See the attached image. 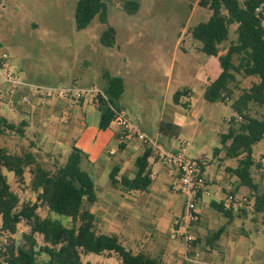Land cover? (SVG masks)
<instances>
[{"label":"rangeland","instance_id":"374dc122","mask_svg":"<svg viewBox=\"0 0 264 264\" xmlns=\"http://www.w3.org/2000/svg\"><path fill=\"white\" fill-rule=\"evenodd\" d=\"M78 1L0 0V50L10 55L11 68L19 72L22 80L54 87L103 90L105 73L124 78L125 93L118 108L124 105L131 121L144 125L147 135L158 139L164 148L186 147L189 158L202 159L213 179L218 171L224 174L225 179L219 184H226L229 180L226 168L237 166L238 160L226 156L222 136L229 132L230 126L240 128L242 119L235 117L231 104L255 84L256 77L238 74L228 103H211L205 99L208 63L210 60L216 63L217 57L210 59L201 51V43L192 37V30L207 22L213 12L199 7L198 0H136L138 12L128 14L124 9L126 0H106L109 25L116 30L115 46L106 47L101 43V36L108 26L98 17L86 29H77ZM245 1L239 0L241 5ZM237 28L238 24L231 25L229 40L221 45V50L237 40ZM235 62L238 63L237 58ZM0 90L10 92L1 75ZM179 92L186 93L177 103L175 96ZM7 97L0 99V114L12 115L19 125L20 118L8 107ZM249 109L252 116L264 118V105L252 103ZM233 118L236 119L232 123ZM162 122L175 125L177 133L158 138ZM24 131L25 136H21L18 132L0 130V148L18 155L31 153L52 173L67 161L71 154L70 144L63 143L64 140L58 139L49 129L33 126ZM253 156L257 164L252 171L253 177L264 192V140L254 146ZM2 172L19 197V209L38 204L30 169L26 170L22 181L4 168ZM92 177L99 183L95 175ZM103 178L110 182L107 175ZM38 205V214L45 216L47 208L44 204ZM245 207L253 210L252 202L246 201ZM252 216L260 221L254 224L249 220L246 229L256 238L259 235L255 229L263 224L259 214L249 215ZM52 217L69 224L67 218L54 214ZM29 232L28 222L24 220L18 224L16 234L3 231L0 217V249L12 240L17 245L23 244L24 235ZM38 240L44 244L41 236ZM83 259L91 264H122L116 253L109 257L84 255Z\"/></svg>","mask_w":264,"mask_h":264},{"label":"trees","instance_id":"16d2710c","mask_svg":"<svg viewBox=\"0 0 264 264\" xmlns=\"http://www.w3.org/2000/svg\"><path fill=\"white\" fill-rule=\"evenodd\" d=\"M201 8L209 9L213 16L192 30V37L201 43V51L209 57H217L222 69L219 77L206 87L204 97L211 103H228L232 98L237 75L255 76L258 83L235 100L231 106L241 118L240 128L230 126L229 132L222 136V144L229 159L238 160L236 168L227 171L237 177L239 187L250 191L249 203L252 202L254 213L261 216L264 225V192L253 177V168L257 165L253 156L254 146L264 140V118L259 119L250 114L249 105H264V0H246L243 5L239 0H198ZM124 9L128 14L139 10L136 0H126ZM226 11L224 13L223 11ZM98 17L107 29L101 36V43L106 47L116 44V30L109 25L108 5L106 0H79L75 12L76 27L84 30ZM238 24L237 40L226 48V53L220 55L221 45L229 40L230 27ZM238 59V63L235 62ZM106 86L103 89L108 100H102L103 109L100 128H109L115 119L113 109H118V102L125 93L124 81L121 77L104 74ZM186 92H179L175 101ZM236 118H233V123ZM5 126L12 131H23L14 124L0 119V127ZM165 130L166 125L161 124ZM123 146V145H122ZM219 151V150H217ZM150 150L147 149L136 163L137 172L133 179L123 178L122 186L129 191L148 189L151 180L147 171ZM89 162L85 154L73 148L67 161L52 173L40 165L31 153L22 155L10 153L0 148V217L2 230L12 235L17 232V226L23 220L28 222L30 232L24 235V243L17 245L11 241L0 249V260L5 264H38L42 254L48 256L44 264H85L82 254L116 253L122 264H162V262L144 253L133 254L125 249L117 236L100 235L96 231V218L86 204L97 200L96 185L87 167ZM13 173L22 181L27 169L32 174V187L37 193V201L44 204L49 215L42 218L37 214L39 205H24L19 209V198L11 190L7 177L2 169ZM112 183H116V174L111 175ZM215 208L231 216L232 211L223 205ZM242 211V210H241ZM55 216L67 218L69 224H64ZM217 232L209 242L218 238ZM43 237L40 245L37 236Z\"/></svg>","mask_w":264,"mask_h":264},{"label":"crops","instance_id":"0c3cea01","mask_svg":"<svg viewBox=\"0 0 264 264\" xmlns=\"http://www.w3.org/2000/svg\"><path fill=\"white\" fill-rule=\"evenodd\" d=\"M225 53L226 49H223L220 55ZM207 69L209 81L206 87L222 72L218 58L216 63L210 60ZM122 79L125 85V79ZM258 81L256 77L255 83ZM101 107L88 97L80 102L70 100L54 102L48 107L11 109L16 112L15 116L20 118L19 125L15 124L12 115L1 113L0 119L14 124L17 130L20 128L23 134L15 130L13 132H18L21 136H25V128L41 126L46 130L49 129L58 139L64 140L63 143L70 144L71 152L75 147L85 154L90 164L87 169L99 182L94 181L97 200L93 204L85 205V208L96 218V231L100 235L117 236L125 249L133 254L144 253L159 259L162 264H264V225L255 229L259 235L256 238H253L246 229L249 220L254 224L260 221L255 218L256 216L249 217L250 214H255L254 211L244 207L240 213L232 211L231 216H226L215 208V205L224 206L230 194L248 201L249 189L239 187L237 177L227 171L228 168L237 166L226 168L225 173L229 180L224 185L219 184L225 179L224 174L218 171L216 178L213 179L207 171V164L203 166L202 171L207 178L208 193L201 197L195 228L196 242L194 248L187 252L180 235L179 220L184 210V198L178 191L180 184L178 176L169 174L163 164L149 156L147 171L151 183L148 189L126 190L121 180L135 178L137 160L148 148L137 140H132L123 146L119 144L120 129L115 122L109 128L101 129L100 119L103 112ZM119 109L124 113L125 110L127 111L122 104L119 105ZM125 115L131 121L127 112ZM164 124L166 129L162 130L160 125L159 135L177 133L175 125ZM137 126L148 134L144 125ZM0 130L12 131L5 126H1ZM109 151H113V154H109ZM219 158L221 159L220 155ZM113 173L116 174L115 184L111 180ZM104 175L109 177L110 182L104 180ZM214 187L217 189L215 190ZM48 215L49 211L41 217L45 218ZM219 231L218 238L210 243L209 240ZM113 254L108 252L100 255L82 254V260L85 264H91L89 260L84 261V255L109 257ZM39 259L40 264H44L48 256L42 254ZM0 264L5 263L0 260Z\"/></svg>","mask_w":264,"mask_h":264},{"label":"built area","instance_id":"2783aa9c","mask_svg":"<svg viewBox=\"0 0 264 264\" xmlns=\"http://www.w3.org/2000/svg\"><path fill=\"white\" fill-rule=\"evenodd\" d=\"M0 75L8 84V91H10L6 93L0 90V99H4L5 95L8 96L9 98L5 99L10 109L48 107L54 102L66 100L80 102L88 97L100 106L102 100H108L104 90L99 88L43 86L22 80L19 72L11 68L10 55L2 49L0 50ZM113 110L115 112L114 122L120 129L119 144L125 145L132 140L141 142L150 150V158L163 164L169 174L178 176L180 182L178 191L184 198V210L179 220L180 235L187 252L191 251L197 238L195 228L198 222V206L201 197L208 193L207 178L202 171L204 161L189 158L186 147L177 150L164 148L159 144L158 139L151 138L133 124L123 110L119 108ZM161 137L162 134L158 138ZM109 154H113V151H109ZM245 205L244 198L230 194L224 207L234 213H240Z\"/></svg>","mask_w":264,"mask_h":264}]
</instances>
